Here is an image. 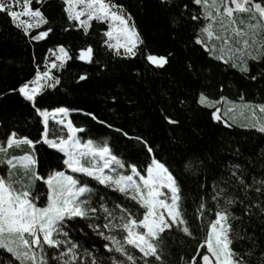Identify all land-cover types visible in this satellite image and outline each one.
I'll use <instances>...</instances> for the list:
<instances>
[{
	"label": "snow or ice",
	"instance_id": "1",
	"mask_svg": "<svg viewBox=\"0 0 264 264\" xmlns=\"http://www.w3.org/2000/svg\"><path fill=\"white\" fill-rule=\"evenodd\" d=\"M63 3L67 20L74 22L76 27L87 33L90 22H103L108 25L103 33V44L107 48L117 55H137V46L143 41L131 13L123 4L116 0H63ZM161 3L176 9L172 17L174 24H178L185 13L191 21L201 22L195 33V43L211 54L217 50L216 42H219L221 54L216 59L231 63L241 72L250 71L249 60H264V0H161ZM32 4L33 0H0V12L6 14L11 24L30 41L36 42L46 39L53 28L39 30L48 25L49 20L40 7ZM194 7L197 8L195 12L192 11ZM34 29L37 31L33 32ZM233 41L239 47H223ZM48 53L44 57L43 70L37 64L31 80L10 89L30 103L41 118L43 129L38 139L20 135L15 129L6 130L0 137V166L7 168L6 174H0V250L9 255V259L0 264H149V258L153 257L158 264H163L161 234L175 227L188 236L193 235L184 218V197L173 170L156 158L154 148L142 137H132L127 131L116 129L122 136L140 142L148 154L149 162L138 168L136 163L126 162L114 154L107 141H82L77 133L84 129L67 119L68 108L50 110L38 106V97L44 90L60 83L52 70L71 59L64 45L49 48ZM92 53L91 45L82 47L78 59L90 61ZM146 60L163 67L168 63V56L149 52ZM79 79H86V74ZM197 103L214 109L211 112L213 120L233 127L224 116L234 109L222 112L220 107H214L217 102L210 101L203 92ZM257 107L264 113V104ZM161 111L163 113V109ZM86 115L98 120L93 112ZM164 118L170 124L178 123L170 115L164 114ZM240 127L264 134V121L255 120ZM40 143L63 154L62 170L41 175L39 159L34 152ZM22 145H27L29 151L22 155L8 154L10 149H20ZM232 151L237 157L241 155L239 147ZM260 155L264 157V149ZM17 166L23 169L22 178H17ZM203 166L204 162L197 156L184 161L185 170L191 173H198ZM222 173H211V184L206 187V178L205 184L200 185L207 195L200 197L197 213L203 219L207 211L214 218L208 222L206 236L189 264H249L245 257L253 253L252 249L243 254L236 250L237 240L247 239L253 244L255 241L243 227L234 230L233 222H243L245 217L249 220L264 218V174L253 175L240 163H230ZM84 178H91L106 189L122 194L125 201L134 202L138 207L115 202L110 207L107 193H101ZM37 181L46 185L43 200L35 191ZM209 200L212 207H208ZM78 218L89 222L87 227L102 238V248L111 255L98 256L94 246L90 250L72 238L70 225ZM101 220L103 223L99 222Z\"/></svg>",
	"mask_w": 264,
	"mask_h": 264
},
{
	"label": "trees",
	"instance_id": "2",
	"mask_svg": "<svg viewBox=\"0 0 264 264\" xmlns=\"http://www.w3.org/2000/svg\"><path fill=\"white\" fill-rule=\"evenodd\" d=\"M116 2L123 4L131 13L143 41L137 46L136 56L117 55L103 44L107 24L93 20L86 33L83 28L68 21L63 0H33L32 6L40 7L49 20V24L39 30L53 28L46 39L36 42L30 41L28 36L11 24L6 14L0 12V137L6 130L15 129L20 135L39 138L38 134L43 129L41 118L29 102L10 89L31 80L37 64L43 70L44 57L49 55V48L64 45L71 59L66 60L62 67L52 70L60 78V83L44 90L38 97V106L50 110L55 107L68 108V119L84 129L77 133L82 141H107L114 154L126 162L136 163L138 168L149 162L148 154L140 142L122 136L116 129H123L132 137L139 136L148 141L155 150L156 158L173 170L184 197V218L193 233L188 236L174 227L161 234L163 264H189L206 236L208 222L214 218L207 211L203 219L197 213L200 197L207 195L200 185L205 184L206 178V187L210 185V174H223L222 170L230 163H240L253 175L264 174V157L260 155L264 149V134L240 127L241 124L225 117L233 127L213 120L211 112L214 109L198 104L199 94L203 92L213 98L217 102L214 107H220V98L228 96V107L234 105L238 110L239 122L260 120L264 113L259 111L256 104L264 103V60H249L250 71L241 72L231 63L216 59L221 54L219 42H216L217 50L211 54L195 43V33L201 22L191 21L187 13L178 24H174L172 17L176 15V9L166 7L161 0ZM192 11H197V8H192ZM88 45L93 49L91 60H79V49ZM223 47L239 45L233 41L231 45ZM149 52L168 56V63L163 67L152 65L146 60ZM83 74H86V79L80 80ZM252 76L257 78L253 80ZM241 97L256 104H245V109L240 110L235 102ZM180 100L185 103L180 104ZM251 110L259 118L253 114L250 117ZM88 112L95 113L98 120L87 116ZM164 114L170 115L178 123L170 124ZM237 147L241 153L238 157L232 151ZM25 151H29V147L22 145L20 149H10L8 154L22 155ZM34 152L39 159L41 175L62 170L63 154L43 143L37 144ZM192 156L204 162L198 173L185 170L184 161ZM0 171L6 174L7 168L0 166ZM16 175L17 178L23 177V169L19 166ZM84 179L101 193H107L110 207L113 202L138 207L134 202L125 201L122 194L106 189L91 178ZM35 191L43 200L46 185L37 181ZM208 207H212L210 200ZM236 215H240L239 211ZM99 222L103 223L102 220ZM88 223L79 218L74 221L70 225L72 238L90 250L94 246L98 256L111 255L102 248V238L87 227ZM241 227L252 234L255 243L247 239L237 240L236 250L243 254L252 249V255L245 257L249 264H264V218L253 217L249 220L245 217L243 222H233L234 230ZM133 251L139 255L137 250ZM8 259L9 255L0 250V261L6 262ZM149 264L158 262L153 257L149 258Z\"/></svg>",
	"mask_w": 264,
	"mask_h": 264
},
{
	"label": "rangeland",
	"instance_id": "3",
	"mask_svg": "<svg viewBox=\"0 0 264 264\" xmlns=\"http://www.w3.org/2000/svg\"><path fill=\"white\" fill-rule=\"evenodd\" d=\"M42 27V26H41ZM34 30H36V29H34ZM33 30V31H34ZM114 51V50H113ZM51 58H55L54 56L53 57H51ZM205 94V93H204ZM206 95V94H205ZM207 96V95H206ZM207 97H209V96H207ZM221 98H223V99H221ZM220 98V100H219V102L218 103H220V108L222 109V112H227L229 109H234V111L233 112H231L228 116H224L225 118H228L229 120H231V121H233V122H235V123H238V124H244V123H251V122H254L255 120H250V121H243V122H239V115H238V110H236L235 109V106L234 105H232V107L230 106V107H228V104H229V98H228V96H222ZM240 100H238L237 102H235L236 104H238L237 106H238V108L241 110V109H245V104H256L255 102H253V101H251V100H247L245 97H241V98H239ZM209 100L210 101H213V102H216V101H214L213 100V98H210L209 97ZM216 104V103H215ZM260 104H264V103H257L256 105L258 106V105H260ZM223 106H224V108H223ZM259 109V108H258ZM252 111V110H251ZM258 112V111H257ZM252 114H253V111L252 112H250V117L252 116ZM262 115H264V114H262ZM255 117L256 118H259V115L256 113V115H255ZM67 119H68V117H67ZM250 119V118H249ZM260 121H264V116H261V119H260ZM52 126V124L50 123V127ZM69 171V173L71 174V170H68ZM107 171V170H106ZM0 174H1V171H0Z\"/></svg>",
	"mask_w": 264,
	"mask_h": 264
}]
</instances>
